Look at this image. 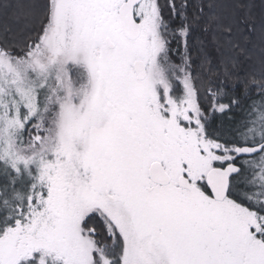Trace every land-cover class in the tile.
I'll return each mask as SVG.
<instances>
[{"label": "snow or ice", "instance_id": "6c2138e0", "mask_svg": "<svg viewBox=\"0 0 264 264\" xmlns=\"http://www.w3.org/2000/svg\"><path fill=\"white\" fill-rule=\"evenodd\" d=\"M260 8L0 0V264H264Z\"/></svg>", "mask_w": 264, "mask_h": 264}, {"label": "trees", "instance_id": "16d2710c", "mask_svg": "<svg viewBox=\"0 0 264 264\" xmlns=\"http://www.w3.org/2000/svg\"><path fill=\"white\" fill-rule=\"evenodd\" d=\"M261 0H255L256 4V15L259 18L261 14V8H260ZM22 24V21H18L13 15H4L0 13V36H2L5 32V30H11L14 31L20 27ZM192 57L194 60H197L199 62V59L201 56H205L208 58V60L211 62V65L219 67L221 64V61L224 58V54L221 53V51L215 47V45L212 43L210 38H206L202 36V34L199 31H196L193 34L192 38ZM251 67V63L243 58H241V63L239 67H237L235 70L238 72H245L248 71ZM231 117L225 116L222 118H218L216 123L222 124L224 128L226 129L230 124Z\"/></svg>", "mask_w": 264, "mask_h": 264}]
</instances>
